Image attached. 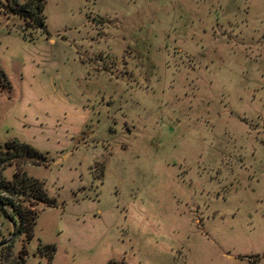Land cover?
<instances>
[{
  "label": "rangeland",
  "instance_id": "rangeland-1",
  "mask_svg": "<svg viewBox=\"0 0 264 264\" xmlns=\"http://www.w3.org/2000/svg\"><path fill=\"white\" fill-rule=\"evenodd\" d=\"M6 4L0 154L43 158L0 180L55 205L0 213V264H264V0H47V34Z\"/></svg>",
  "mask_w": 264,
  "mask_h": 264
},
{
  "label": "trees",
  "instance_id": "trees-1",
  "mask_svg": "<svg viewBox=\"0 0 264 264\" xmlns=\"http://www.w3.org/2000/svg\"><path fill=\"white\" fill-rule=\"evenodd\" d=\"M47 0H7L5 12L18 16L23 21L24 31L41 30L47 34L45 29L44 7ZM0 87L10 91V84L6 80L5 73L0 70ZM15 158L41 160L42 154L39 150L30 144H21V142L12 140L4 145L3 153L0 154V167L11 164ZM21 199V201H20ZM44 204L45 206L55 205V199L49 198L43 190V184L37 179L27 176L14 174L10 181L0 180V213L6 218L12 227H15V233L19 232L29 234L25 228H32L37 215H32V220L27 221L25 212L28 213V206L34 204ZM31 213V212H30ZM31 221V222H30ZM29 223V224H27ZM28 239H30L28 237ZM3 241L0 240V245ZM44 253L51 258L55 249L53 246L44 245L42 247Z\"/></svg>",
  "mask_w": 264,
  "mask_h": 264
},
{
  "label": "water",
  "instance_id": "water-1",
  "mask_svg": "<svg viewBox=\"0 0 264 264\" xmlns=\"http://www.w3.org/2000/svg\"><path fill=\"white\" fill-rule=\"evenodd\" d=\"M15 234H16V233H15V227L13 226V232H12V235H11V237H14V236H15ZM10 239H11V238H8L7 240H10ZM7 240H6V241H7Z\"/></svg>",
  "mask_w": 264,
  "mask_h": 264
}]
</instances>
